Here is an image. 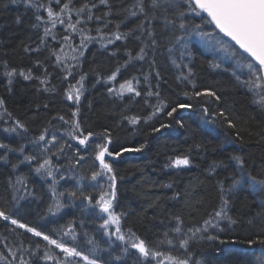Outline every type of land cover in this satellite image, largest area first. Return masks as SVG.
Instances as JSON below:
<instances>
[{
    "label": "snow or ice",
    "instance_id": "obj_1",
    "mask_svg": "<svg viewBox=\"0 0 264 264\" xmlns=\"http://www.w3.org/2000/svg\"><path fill=\"white\" fill-rule=\"evenodd\" d=\"M11 2L15 3L16 0ZM23 3L26 9L32 10L31 27L38 32V42H33L35 47L25 45L24 51L37 55L47 52V56L43 60L37 58L33 66L28 68L10 66L5 62L2 75L6 78V91L11 93L15 78L22 77L25 81H38V92H57V85L52 83L53 72L49 71L50 63L53 68L59 69L60 76L57 79L66 85L60 94L63 100L70 102V115L66 117L56 113L50 116L48 124L55 128L53 121H58L63 131L61 128H55L53 131L48 126L43 127L34 138L28 140V144L33 146L32 151L26 152L24 143L13 145L0 140V163L9 165L13 172H16L20 165L28 164L31 166L30 170L41 179L50 181L47 184L50 192L47 213L51 216H56L77 200L86 202L85 208L98 210L101 214L98 218L102 219L100 228L104 229V235L108 237L109 242H113V237L115 241L120 242V254L111 257L113 262L121 261L124 256L133 255L134 264H200L192 258L190 242L219 239L218 236L210 234L209 230L223 231L222 222L226 221L229 225L241 223L230 215L232 196L238 188L245 186L254 193L264 195V163L260 165L259 171L254 173L249 161L242 154L230 155L228 163L213 161L206 169L209 175L215 173L217 168L227 169L229 164H232L235 170L224 179L217 180L218 204L208 212L201 223L185 227L183 217L176 214L171 216V221H174L171 230L163 232L156 241H146L131 228L128 229L126 236L122 231L121 219L127 214H118L115 211L118 176L112 163L106 158L115 159L122 152H140L146 145L141 144L134 149L123 148L119 152H113L109 150L112 129L104 128L102 132H95L84 127L79 118L80 104L87 90L85 81L89 73L82 71L83 57L91 43L99 44L104 50H109V46L116 45L117 41L125 45L123 51L127 59L123 63L117 61L114 70L109 74L105 75L95 68L91 71L96 74L97 83L103 82L108 85L107 93L110 96L123 101L125 95L129 94L130 102L136 97L144 98L145 104L152 109L150 114L141 117L121 113L123 120L135 126L142 119L147 123L157 113L169 107L160 92L162 77L157 70L156 57L166 56L177 70V80L195 87L191 61L184 62L185 56L191 55L188 52L189 41L193 35H198L202 40L214 39L221 50H231L230 57L235 61L236 69L232 70L231 75L239 86L246 88L251 94V103L264 110V0H121L118 5L116 0H23ZM192 18H199L201 23H192ZM133 19L137 23L134 27H129L128 22ZM16 22H20L19 17ZM204 24L213 26V32H204ZM130 40L137 42L135 49L126 46ZM119 51V48H114L109 50V55L117 56ZM134 61L147 62L151 72H140L139 75H132L118 82L122 70L127 69ZM212 67L219 69L221 64L213 63ZM34 68L42 70L40 75H35ZM223 70L229 71L228 68ZM152 73L156 80L155 84L149 79ZM183 95L192 98L186 91ZM194 96L215 98L216 101L221 99L216 91L210 88L196 91ZM153 97L156 99L155 104L149 102ZM190 107V104L180 103L172 107L167 115L171 117L178 108ZM44 108H48V104H45ZM204 112L208 114L209 109L204 108ZM212 115L226 119L229 128H237V124L228 119L223 112ZM167 127L168 124H161L152 131L159 132ZM0 130L10 135L15 134L21 139L29 132L27 124L8 110L3 96H0ZM243 131L245 130L237 131V140L243 141ZM94 137H98L100 142L96 143ZM72 141L76 145L84 146L85 149L90 143L95 144L93 149L95 166L87 177L94 182L91 187L99 189L95 195L85 192L84 185L80 184V180L85 179L83 176L76 178L75 188L62 190L59 188L61 181L74 179L67 173L77 168L85 159V155L81 154V148L76 147L73 159L67 166L56 163L66 154V149L73 148ZM10 153L18 154L15 162L9 159ZM191 166L193 160L189 153L171 155L164 165L165 168L171 169ZM8 183L12 190L11 200L15 201V204L10 208L0 207V220L14 226L10 229L12 233H15L16 229H22L24 233L46 242L47 246L58 249L59 254L48 247L41 250L39 242L34 245L30 242L28 247H25L23 240L10 242L5 236L0 240L4 249L0 251V264H34V261L42 264H78L77 258L85 264H110L106 260L90 258V255L78 250L77 246H69L62 239H55L45 231L22 222L18 218L19 202L30 197L36 198L34 189L24 174L15 178L9 177ZM162 186L173 187L171 183ZM180 196V192H174L171 199H178ZM104 215L107 218H104ZM73 223L74 221L69 222L66 230L51 231L75 241L77 233ZM247 224L257 231L250 233L249 238L243 242L250 248L253 245L261 246L259 254L251 251L248 264H264V199L261 200V210L249 218ZM173 233L175 235H172ZM83 235L87 236V233ZM86 243L93 246L89 252L95 255L100 248L99 243L94 238H88ZM164 245L168 247L162 250ZM177 248L183 250L182 255L173 254V250Z\"/></svg>",
    "mask_w": 264,
    "mask_h": 264
},
{
    "label": "trees",
    "instance_id": "obj_2",
    "mask_svg": "<svg viewBox=\"0 0 264 264\" xmlns=\"http://www.w3.org/2000/svg\"><path fill=\"white\" fill-rule=\"evenodd\" d=\"M120 2L121 0H116L117 5ZM17 17L20 18L19 23L16 22ZM32 22L33 12L25 8L23 1L12 3L10 0H0V27H2L0 29V96L6 99L8 110L15 117L23 120L29 128L24 139L0 130V140L13 145L24 143L26 152L33 150L28 140L34 138L43 127L48 126L53 131L55 128H61L58 121H53L55 128L48 124L50 116L60 113L67 117L70 115L71 107L70 102L63 100L60 94L66 85L57 79L60 76L59 69L53 68L50 63L49 71L53 72L52 83L57 85V92H38V81H25L22 77L15 78L11 93L6 91V78L2 75L5 62L10 66L28 68L33 66L37 58L43 60L47 56V52L37 55L24 51L25 45L35 47L33 42H38V32L31 27ZM191 22L201 23L199 18H192ZM136 23L134 19L130 20L128 26L134 27ZM203 31L212 33L213 27L204 24ZM200 39L198 35L191 37L188 44V52L191 55H186L184 58L185 63L191 61L190 66L193 69V80L196 86L177 80V70L166 56H157V70L162 77L160 92L169 107L157 113L147 123L142 119L135 126L123 120L121 113L141 117L150 114L152 109L145 104L144 98L136 97L130 102L129 94L125 95L123 101L110 96L107 93L108 85L103 82L97 83V76L91 71L95 68L105 75L109 74L114 70L117 61L123 63L127 59L123 51L125 45L117 41L116 45L109 46V50L120 49L117 56H111L109 50L102 49L99 44L91 43L83 57L82 71L89 73L85 81L87 90L80 104L79 118L84 127L95 132H102L104 128L112 129V143L109 145V150L113 152H119L123 148L134 149L141 144L146 145L140 152H122L115 159L106 158L112 163L118 176L115 211L118 214H127L121 219L122 231L126 236L128 229L131 228L146 241H156L163 232L171 230L174 224L171 216L176 214L183 217L185 227L201 223L208 212L218 204L217 180L224 179L235 170L234 166L229 164L227 169L217 168L215 173L209 175L206 169L213 161L228 163L230 155L242 154L249 161L254 173L259 171L260 165L264 163V110L251 103V94L246 88L239 86L231 75L232 70H236L235 66L232 63L223 62L218 52L205 48L198 42ZM136 43L130 40L126 46L129 49H135ZM213 63L221 64V68H213ZM224 68H228L229 71H224ZM33 71L35 75H40L42 70L34 68ZM140 72H151L148 63L134 61L127 69L122 70L118 82L132 75H139ZM78 78L77 75L76 79ZM149 79L153 84L156 83L154 73ZM204 88L215 90L221 99L216 101L215 98L194 96L196 91ZM185 91L189 93L191 99L183 95ZM149 102L155 104V97L150 98ZM180 103L190 104L191 107L178 108L169 117L167 112ZM45 104H48V108H44ZM204 108L209 109L208 114H205ZM220 112L233 120L237 128H229L226 119L212 115V113ZM161 124H168L169 127L162 128L159 132L152 131L153 128H159ZM239 129L245 130L242 132L243 141L236 139ZM93 139L96 143L100 142L98 137ZM72 144L73 148L66 149V154L56 163L67 166L73 159L76 147L81 148V154L85 155V159L77 168L67 173L74 179L61 181L59 188L61 190L75 188L76 178L83 176L85 179L80 180V184L84 185L85 192L95 195L99 189H93L91 185L94 182L87 178L90 170L95 166L93 156L95 144L90 143L86 149L84 146L76 145L74 141ZM196 145L200 147L197 148ZM181 153L190 154L193 166L184 169L164 167L169 156ZM17 158L18 154H9L12 162H15ZM30 169V165L22 164L16 172H13L9 165L0 163V207H13L15 201L11 200L9 177L15 178L17 175L24 174L30 186L38 190V200L30 197L19 202L18 218L22 222L45 231L55 239H62L69 246H77L78 250L90 255V258L106 260L110 264H134L135 256L133 255L124 256L119 262L111 260L112 256L120 254V242L115 241L114 237L113 242H109L108 237L104 235V229L100 228L102 219L98 217L101 214L98 210L85 208L86 202L77 200L70 207L62 209L56 216L49 215L47 207L50 203V192L47 184L50 181L41 179ZM166 183H171L173 187L164 188L162 185ZM174 192H180L181 196L178 199H171ZM262 199L264 195L254 193L246 186L238 188L232 196L230 215L241 223L229 225L226 221L222 222L223 231L211 230L210 233L218 236L217 240L191 241L192 258L200 264H248L251 251L254 250L259 254L261 246L253 245L250 248L243 242L249 238L250 233L257 231L247 224V220L261 210ZM64 202L67 203V201ZM104 218H107L106 215ZM73 221V228L77 233L75 241L60 233H52V229L66 230L69 222ZM12 227L14 226L0 220V240L5 236L10 242L23 240L25 247H28L30 242L33 245L39 242L41 250L48 247L59 254L58 249L47 246L46 242L24 233L22 229H16V232L12 233L10 231ZM85 232L87 236L83 235ZM88 238H94L100 245L95 255L89 252L93 246L86 243ZM167 247V245L162 246V250ZM2 250L4 249L0 244V251ZM173 254L182 255L183 250L177 248L173 250ZM77 261L78 264H85L78 258ZM34 264L42 263L34 261Z\"/></svg>",
    "mask_w": 264,
    "mask_h": 264
},
{
    "label": "rangeland",
    "instance_id": "obj_3",
    "mask_svg": "<svg viewBox=\"0 0 264 264\" xmlns=\"http://www.w3.org/2000/svg\"><path fill=\"white\" fill-rule=\"evenodd\" d=\"M214 35H215V33H214ZM198 42L200 44H202L205 48H211L214 51H216V53L218 52V56L220 57V59L223 62L232 63L235 66V61L230 57V51H231L230 49H229V51L221 50L219 48V46L216 44V41L214 39H209V38H206L205 40L200 39V41H198ZM245 72H246V70H245ZM209 232L211 233V229L209 230Z\"/></svg>",
    "mask_w": 264,
    "mask_h": 264
},
{
    "label": "bare ground",
    "instance_id": "obj_4",
    "mask_svg": "<svg viewBox=\"0 0 264 264\" xmlns=\"http://www.w3.org/2000/svg\"><path fill=\"white\" fill-rule=\"evenodd\" d=\"M10 1H11V0H10ZM16 1H23V0H16ZM212 27H213V26H212ZM0 29H2V27H0ZM34 192H35V196H36V198H34V200H38V190L35 189ZM41 263H42V262H41Z\"/></svg>",
    "mask_w": 264,
    "mask_h": 264
},
{
    "label": "water",
    "instance_id": "obj_5",
    "mask_svg": "<svg viewBox=\"0 0 264 264\" xmlns=\"http://www.w3.org/2000/svg\"><path fill=\"white\" fill-rule=\"evenodd\" d=\"M226 39V38H225Z\"/></svg>",
    "mask_w": 264,
    "mask_h": 264
}]
</instances>
